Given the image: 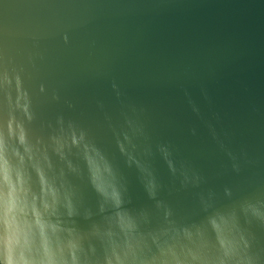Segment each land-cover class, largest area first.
Listing matches in <instances>:
<instances>
[{"label": "water", "instance_id": "obj_1", "mask_svg": "<svg viewBox=\"0 0 264 264\" xmlns=\"http://www.w3.org/2000/svg\"><path fill=\"white\" fill-rule=\"evenodd\" d=\"M0 264H264V0H0Z\"/></svg>", "mask_w": 264, "mask_h": 264}]
</instances>
